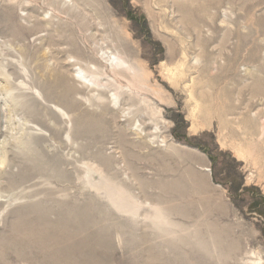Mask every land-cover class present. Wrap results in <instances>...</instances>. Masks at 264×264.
Segmentation results:
<instances>
[{
  "label": "rangeland",
  "instance_id": "rangeland-1",
  "mask_svg": "<svg viewBox=\"0 0 264 264\" xmlns=\"http://www.w3.org/2000/svg\"><path fill=\"white\" fill-rule=\"evenodd\" d=\"M0 264H264V0H0Z\"/></svg>",
  "mask_w": 264,
  "mask_h": 264
},
{
  "label": "bare ground",
  "instance_id": "bare-ground-1",
  "mask_svg": "<svg viewBox=\"0 0 264 264\" xmlns=\"http://www.w3.org/2000/svg\"><path fill=\"white\" fill-rule=\"evenodd\" d=\"M120 64H121V62H120ZM123 65H124V64H123ZM127 73H128V72H127ZM133 78H134V77H133ZM75 79H76V77H75ZM94 80H95V79H94ZM94 80H93V81H94ZM76 81L81 82V80H77V79H76ZM95 84H96V83H95ZM101 102H102V100H101Z\"/></svg>",
  "mask_w": 264,
  "mask_h": 264
}]
</instances>
